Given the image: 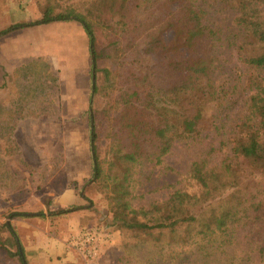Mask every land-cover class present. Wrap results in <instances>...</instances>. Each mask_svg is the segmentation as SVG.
I'll list each match as a JSON object with an SVG mask.
<instances>
[{
  "label": "trees",
  "instance_id": "1",
  "mask_svg": "<svg viewBox=\"0 0 264 264\" xmlns=\"http://www.w3.org/2000/svg\"><path fill=\"white\" fill-rule=\"evenodd\" d=\"M201 1L117 0L113 6L111 0H47L40 4V20L0 31L1 39L52 23L82 26L92 62L91 181L102 174L92 112L97 32L109 33L110 44L118 47L115 77L122 85L117 100L120 116L110 125V165L122 172L123 181L122 197L111 213L114 224L136 238L126 245L118 264H253L255 253L264 258V205L248 192L240 169L246 165L264 174V157L259 154L264 149V0H217L234 15L240 34L236 56L250 71L247 88L252 94L231 139V154L219 166L193 163L190 175L199 187L197 193L176 191L163 201L136 203L141 170L150 164L163 165L176 144L201 139L206 109L224 99L218 86L222 42L219 32L207 23ZM249 141L256 143L240 152ZM81 197L85 199L83 193ZM78 210L81 207L74 206L50 216ZM37 216L45 218L42 213ZM29 217L13 213L9 219ZM4 229L8 238L6 242L0 238V250L19 264H28L11 223ZM239 232H245L247 245L236 256ZM221 255L227 258L222 260Z\"/></svg>",
  "mask_w": 264,
  "mask_h": 264
},
{
  "label": "rangeland",
  "instance_id": "2",
  "mask_svg": "<svg viewBox=\"0 0 264 264\" xmlns=\"http://www.w3.org/2000/svg\"><path fill=\"white\" fill-rule=\"evenodd\" d=\"M46 1L0 0V31L12 25L40 20V4L44 5ZM111 2L116 6L117 0ZM201 6L207 13V23L212 24L219 32L222 42L219 48L218 86L224 99L219 103L213 102L206 109V130L201 139L192 143L176 144L163 165L150 164L145 166L143 171L141 170L136 187L138 205L145 206L153 201H163L176 191L197 193L199 187L190 175L193 163L205 162L209 166H219L231 154L233 147L231 139L248 110L249 97L252 94L247 88L250 71L238 61L236 56V45L240 34L233 22L234 15L224 10L217 0H202ZM29 31L18 30L8 37H2L0 62L4 61L3 53L6 51L4 47L13 46L12 41L15 38L25 40L24 33H30ZM96 35V92L93 97L92 112L102 174L98 181L90 179L80 185L78 183L70 185L78 189L79 194H84L81 210L71 216H50V213L63 210L56 208L52 194L61 192L66 186L64 170L56 166L30 167L21 164L20 159L23 156L17 150L14 138L15 123L18 120L15 114L18 115V108L21 105L16 106L14 95L11 96L10 101L11 117L0 118V238L2 242H6L8 233L4 226L6 223H11L25 251L28 264H118L124 255L126 245L136 240L131 233L121 230L114 224L111 213V207L122 197L119 186L123 181L122 172L117 167L111 168L110 165L113 155L110 152L112 140L109 138L111 121L120 116L117 100L120 99L122 85L120 79L117 80L115 77L119 69L120 53L116 51L118 47L110 44L109 33L97 32ZM58 40L61 41L59 38L55 39L57 43ZM59 47L63 45L59 44ZM57 56L61 64L63 80L69 82L65 84L63 96L64 103L68 104L75 99L71 84L77 78L76 69L78 64L83 62L84 57L79 51L65 52L60 49ZM44 61L48 62V59L45 58ZM63 68L66 69L65 75ZM1 69L0 65V84L4 77ZM48 82L49 80L45 79L44 83ZM30 95L29 88L20 95V98L27 100L23 104V110H28V113L34 104ZM46 99L47 97L41 95L39 102L46 103ZM4 107L6 108V104ZM57 134L58 137L62 136L61 132ZM254 143L256 142L249 141L241 146L239 151L254 146ZM26 153L28 158L33 156L31 150ZM46 154L47 151L44 152V155ZM58 154L56 157L63 158L59 151ZM259 154L264 157V149ZM70 155L69 152L68 158ZM76 157L81 158L82 154ZM77 158L74 157L75 168H81V160ZM33 168L37 171H32ZM240 169L241 178L245 179L248 192L256 197L258 203L264 205V174L246 165H241ZM86 212H88L86 217L77 218V214ZM13 213L28 214L30 217L10 220L9 216ZM40 213L44 214L45 218H39L37 215ZM87 230L96 233L97 240L91 245L87 242ZM244 233L239 232L237 235L236 256H239L242 247L245 248L247 245ZM6 246L10 248L7 243ZM221 256L222 260L227 258L226 255ZM254 263L264 264V258H259L255 253ZM0 264H19V261L17 258L10 259L6 252L0 250Z\"/></svg>",
  "mask_w": 264,
  "mask_h": 264
},
{
  "label": "crops",
  "instance_id": "3",
  "mask_svg": "<svg viewBox=\"0 0 264 264\" xmlns=\"http://www.w3.org/2000/svg\"><path fill=\"white\" fill-rule=\"evenodd\" d=\"M28 30L30 33H24L25 40L15 38L12 41L13 46L4 47L6 48L3 53L4 61L0 62L4 74L0 84V118L11 117L10 101L11 96L14 95L16 106L21 105L18 108V115L15 114L18 120L14 130L16 148L23 156L20 159L21 164L30 167H61L64 170L66 186L61 192L52 194L54 205L58 209L80 207L84 200L78 189L70 185L73 183L80 185L92 178V156L89 144L92 62L89 40L82 26L75 22L36 26L24 29L22 32ZM56 38L61 41L58 40L57 43ZM59 44L63 47H59ZM59 49L65 52L79 51L84 57L83 62L77 66V78L71 84L75 99L68 104L64 103L63 96L65 84L69 82L66 83L61 75V64L57 56ZM45 58L48 62L44 61ZM64 68L63 75L66 70ZM45 79L49 82L44 83ZM30 81L32 82L28 84ZM26 88H29L34 103L30 113L26 109L23 110V104L27 100L20 98ZM41 95L47 97L46 103L39 102ZM59 132L62 134L61 137L57 136ZM30 150L33 156L28 158L26 151ZM45 151H47L46 155H44ZM58 151L63 158L56 157L59 155ZM69 152L71 155L68 158ZM80 153L82 157L77 158L76 155ZM73 156L81 160V168H75ZM31 170L37 171L36 168ZM87 215L88 212L77 214V218L81 219Z\"/></svg>",
  "mask_w": 264,
  "mask_h": 264
},
{
  "label": "built area",
  "instance_id": "4",
  "mask_svg": "<svg viewBox=\"0 0 264 264\" xmlns=\"http://www.w3.org/2000/svg\"><path fill=\"white\" fill-rule=\"evenodd\" d=\"M86 238H87V242H88V245L96 242L97 238H96V233L94 231H91V230H87L86 231ZM90 247V246H88Z\"/></svg>",
  "mask_w": 264,
  "mask_h": 264
},
{
  "label": "water",
  "instance_id": "5",
  "mask_svg": "<svg viewBox=\"0 0 264 264\" xmlns=\"http://www.w3.org/2000/svg\"><path fill=\"white\" fill-rule=\"evenodd\" d=\"M93 81H94V78H93Z\"/></svg>",
  "mask_w": 264,
  "mask_h": 264
}]
</instances>
